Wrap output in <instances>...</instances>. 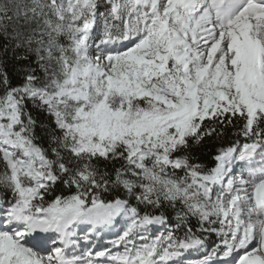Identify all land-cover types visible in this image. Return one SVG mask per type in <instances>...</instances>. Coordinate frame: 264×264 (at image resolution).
Returning <instances> with one entry per match:
<instances>
[{
	"label": "snow or ice",
	"instance_id": "obj_1",
	"mask_svg": "<svg viewBox=\"0 0 264 264\" xmlns=\"http://www.w3.org/2000/svg\"><path fill=\"white\" fill-rule=\"evenodd\" d=\"M0 264H264V0H0Z\"/></svg>",
	"mask_w": 264,
	"mask_h": 264
},
{
	"label": "trees",
	"instance_id": "obj_2",
	"mask_svg": "<svg viewBox=\"0 0 264 264\" xmlns=\"http://www.w3.org/2000/svg\"><path fill=\"white\" fill-rule=\"evenodd\" d=\"M205 162H206V161H205ZM215 239H216V237H214V236H213V237H209V240H210V241H214Z\"/></svg>",
	"mask_w": 264,
	"mask_h": 264
}]
</instances>
